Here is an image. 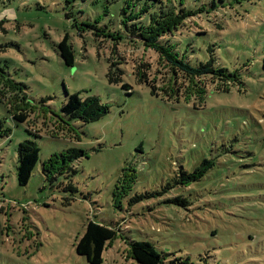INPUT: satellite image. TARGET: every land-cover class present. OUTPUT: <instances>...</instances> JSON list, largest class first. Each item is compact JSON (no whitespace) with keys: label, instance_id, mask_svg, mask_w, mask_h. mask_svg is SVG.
<instances>
[{"label":"rangeland","instance_id":"374dc122","mask_svg":"<svg viewBox=\"0 0 264 264\" xmlns=\"http://www.w3.org/2000/svg\"><path fill=\"white\" fill-rule=\"evenodd\" d=\"M172 1L191 10L210 5V12L176 19L171 11L155 29L184 23L185 46L177 51L192 64L217 43L216 64L242 67L244 87L212 91L205 101L191 90V104L177 106L151 95L133 72L141 63L143 71L146 63L161 68L162 60L127 31V0H0V118L13 130L0 139V264H89L76 252L89 221L119 232L102 264H138L129 244L143 240L165 264H264V0ZM160 28L145 32L162 36ZM66 35L72 67L58 51ZM114 63L122 71L118 83L109 77ZM12 80L25 89L16 91ZM66 90L99 98L108 114L89 124L70 120L62 113ZM10 106L28 121L13 120ZM64 123L71 136H52ZM30 129L41 130L40 137ZM26 140L36 142L40 156L20 186L18 146ZM69 149L87 156L74 160L75 173L48 180L43 164ZM205 160L215 165L200 180L181 182L182 171L192 173ZM129 168L137 179L117 206L114 192ZM135 196L143 198L130 204ZM177 197L188 204L175 203Z\"/></svg>","mask_w":264,"mask_h":264},{"label":"trees","instance_id":"16d2710c","mask_svg":"<svg viewBox=\"0 0 264 264\" xmlns=\"http://www.w3.org/2000/svg\"><path fill=\"white\" fill-rule=\"evenodd\" d=\"M76 0H66L68 5H71ZM85 1V0H84ZM127 0L124 2L122 14L125 20L124 25L127 27V31L130 32L131 37H136L142 42V47L145 49L148 47L151 52L155 53V56L159 57L162 62V67L146 63L144 66L145 71L141 67L134 69L136 81L140 84L149 87L151 95L161 97L166 103L177 106L181 103L191 104V90H194L200 94V97L207 98L210 92H228L234 85L245 86L246 81L242 75L241 68H233L229 64H216V58L219 52V46L217 43L209 44L205 52L209 56H205V59L198 57L193 64L189 61V58L184 53H179L177 50H182L185 46V42L182 40L185 38L184 34L188 31H184L185 24H176L172 29L163 30L160 28V35H151L145 32V30L151 29L153 32L158 31L155 29L159 23L170 15L169 12L173 11L174 15L179 19L180 17H186L189 14H200L210 12V5L201 7L197 10L186 9L179 7L173 3L172 0ZM139 7V8H138ZM137 9L138 11H135ZM148 15V21L143 20V16ZM187 18V17H186ZM185 18V19H186ZM128 22H133V25L129 27ZM97 24L98 21H95ZM87 25V24H86ZM88 27H96L94 25H87ZM182 28V29H181ZM197 35H207L209 31H195ZM120 36V33H118ZM181 36V37H180ZM137 41V40H136ZM141 45V43H139ZM188 47L191 44L187 45ZM244 46L248 48L245 44ZM147 48V49H148ZM58 51L60 56L64 60L65 64L69 67L74 66L75 56L74 50L69 42V36L66 35L58 44ZM188 52V48L185 53ZM246 52H242L244 54ZM159 64V62H158ZM249 63L245 62L242 66H249ZM115 63L112 65L109 77L111 82L122 81V71L115 67ZM218 67H217V66ZM262 66L264 68V54L262 57ZM120 74L117 76V72ZM251 71V69H249ZM7 82V80H6ZM12 82H14L12 80ZM15 83V82H14ZM7 84V83H6ZM17 86L16 91L22 92L25 89V85L21 83H15ZM194 87V88H193ZM122 88L127 91L128 94H132V86L127 83L122 85ZM25 97H27L25 95ZM5 99L4 93L0 92V100ZM203 101V102H204ZM6 102V100H5ZM8 104L9 101H7ZM202 101L198 103H203ZM198 103H193L194 109L197 108ZM31 105V104H30ZM36 108L35 105H31ZM12 119L19 123H25L28 121L29 114L18 112L15 106H10ZM109 107L101 102L99 98L89 97L81 99L77 93H70L66 90V100L62 107V113L70 120H80L84 124L94 123L99 121L104 115L108 114ZM60 119L64 121L61 116ZM66 123L60 124L59 127L51 130L52 136H59L57 131H67L70 136L73 132L71 127L67 128ZM13 130L10 127H6L5 121L0 118V139L9 138ZM35 137H40L41 130L30 129L28 131ZM79 139V136H74ZM40 148L36 142L32 140H26L20 142L18 146V166H17V181L20 186H26L39 161ZM87 153L81 149H69L62 154H55L50 160L43 164V172L48 180L54 179L55 176L65 175L72 172V163L74 160L86 157ZM214 161L205 160L201 167L197 168L192 173L182 171L180 174L181 182H192L200 180L205 173L214 166ZM76 171H73L75 173ZM130 174V175H129ZM137 179V172L135 168H129L124 171L122 177V184L117 186L114 192L116 205L121 204V199L128 196L130 190ZM142 196H135L130 199V204L140 200ZM174 202L186 206L188 203L185 199L177 197ZM119 232L116 228H112L94 221H89L86 225L83 236L77 241L76 252L79 256L86 259L89 264H102L104 261L103 255L108 245L119 238ZM129 249L132 253L133 259L138 264H165L164 255L149 241H133L129 244ZM178 264H195L190 261L180 260Z\"/></svg>","mask_w":264,"mask_h":264}]
</instances>
